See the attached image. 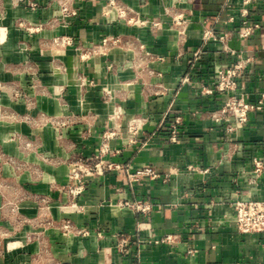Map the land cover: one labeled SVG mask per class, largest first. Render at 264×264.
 <instances>
[{
	"label": "crops",
	"instance_id": "crops-1",
	"mask_svg": "<svg viewBox=\"0 0 264 264\" xmlns=\"http://www.w3.org/2000/svg\"><path fill=\"white\" fill-rule=\"evenodd\" d=\"M112 1L0 0V264H264V233H241L234 208L264 201V167L254 174L255 159L264 164V108L227 132L233 119L212 117L227 94L202 89L219 69L248 61L237 94L258 101L264 0ZM245 10L261 26L240 38ZM207 29L233 32L231 51L205 41ZM112 36L120 42L103 54L99 44ZM140 43L163 59L150 62ZM106 131L117 134L102 153ZM100 161L122 169L89 177L72 198L76 164ZM127 166L160 177L130 180Z\"/></svg>",
	"mask_w": 264,
	"mask_h": 264
},
{
	"label": "built area",
	"instance_id": "built-area-1",
	"mask_svg": "<svg viewBox=\"0 0 264 264\" xmlns=\"http://www.w3.org/2000/svg\"><path fill=\"white\" fill-rule=\"evenodd\" d=\"M252 0H245V3H250ZM110 4L113 1L110 0ZM62 11L65 16H74L77 14L75 9H70L67 6L62 7ZM124 9H120V15H124ZM243 29L239 32L240 38L248 37L253 29L260 28V24H251L247 19L248 12L245 10L243 12ZM175 25L177 27L178 33L182 36L185 35V27L187 25L186 21L180 17L175 20ZM233 36V32H225L223 34L217 35L213 29H207L204 32V40H215L222 44L224 51H231L228 40ZM58 41V39H56ZM60 42L66 45L74 44V40L71 37H61ZM120 42V38L117 36L105 37L102 39L100 46V51L103 54L106 53V48L110 44H117ZM81 43H77L76 47H80ZM99 47V46H98ZM140 50L143 57H146L153 62L155 59L162 60L163 57H159L150 51H148L143 43H140ZM96 51V50H95ZM99 51V49H98ZM202 54V47L197 48L191 52L189 57V64L194 66L199 60ZM248 62V61H247ZM246 62V63H247ZM243 61H238L229 67H224L219 69L217 81L213 88L204 86V93H213L214 90L224 92L227 94V100L222 107L212 113V117L216 122L228 121L233 119V122H228L226 126V131L231 132L238 127L246 124L249 115L253 111L262 110L264 108V92L261 94L260 98L256 102H251L246 99L244 95L237 94L238 89V78L240 77L242 71L246 65ZM111 67V66H108ZM145 85V83H143ZM167 90L163 87L161 90L155 92V94H164ZM182 124V118L177 116L170 126V133L168 139L173 143H178L180 141V125ZM131 130L136 129L135 126L130 127ZM117 134L116 131H106L103 135V149L102 153L108 150V141ZM134 141V139H131ZM254 174L255 177L259 176L263 170L264 164L261 160L255 159L254 161ZM122 169L120 164H112L104 161H100L96 164H91L88 162H79L76 164L75 169L70 174V184L67 187V193L71 195L72 198H76L81 195L87 184V179L94 175H101L108 169ZM190 170L193 169V165H190ZM127 177L130 180H141L145 178L156 179L160 177V174L152 166H146L137 169L133 172L130 171L129 167H125ZM202 172H208L209 169H202ZM133 207L142 213H146L150 210V205L142 201H135ZM236 213V224L237 228L241 233H264V201L261 200H238L234 204ZM169 241L173 240V236H168L166 238ZM128 241L126 239L122 240L123 246H127Z\"/></svg>",
	"mask_w": 264,
	"mask_h": 264
}]
</instances>
